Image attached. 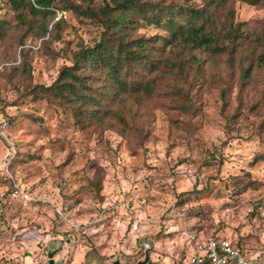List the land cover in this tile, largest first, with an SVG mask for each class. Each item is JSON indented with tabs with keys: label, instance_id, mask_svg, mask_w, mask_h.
Segmentation results:
<instances>
[{
	"label": "rangeland",
	"instance_id": "1",
	"mask_svg": "<svg viewBox=\"0 0 264 264\" xmlns=\"http://www.w3.org/2000/svg\"><path fill=\"white\" fill-rule=\"evenodd\" d=\"M60 17L52 55L25 31L43 17L26 14L22 24L0 0V55L18 61L16 38L26 32L32 82L50 84L68 50L99 34L71 11ZM220 20L259 32L264 4L227 0ZM212 60L207 70L218 78L204 84L194 115L156 95L133 105L127 135L110 125L75 129L60 108L21 98L0 77V264H43L55 247L58 264H135L145 247L147 264H184L188 236H225L264 253V66L240 86L236 64ZM15 186L31 194L29 204L11 196Z\"/></svg>",
	"mask_w": 264,
	"mask_h": 264
},
{
	"label": "trees",
	"instance_id": "2",
	"mask_svg": "<svg viewBox=\"0 0 264 264\" xmlns=\"http://www.w3.org/2000/svg\"><path fill=\"white\" fill-rule=\"evenodd\" d=\"M8 1L20 20L26 14L43 17L37 30L30 32L27 25L25 31L52 55L56 52L50 44L62 39L65 24L61 17L54 20L57 10L71 11L99 28L91 44L79 42L68 50V63L58 68L50 84L32 82V48L24 46L26 32L16 38L18 61L0 55V77L13 83L21 98L57 106L78 130L110 125L127 135L136 111L133 105L156 95L170 97L182 112L194 115L204 84L216 83L218 78L207 70L212 59L224 57L227 64H236L240 86L252 77L253 68L264 66V26L254 33L221 21L227 0H201L200 4L188 0H58L60 5L56 0ZM243 1L264 4V0ZM150 29L156 32L147 34ZM5 32L0 20V41ZM226 91V87L220 89L221 98ZM91 183L94 190L101 188L99 180Z\"/></svg>",
	"mask_w": 264,
	"mask_h": 264
},
{
	"label": "built area",
	"instance_id": "3",
	"mask_svg": "<svg viewBox=\"0 0 264 264\" xmlns=\"http://www.w3.org/2000/svg\"><path fill=\"white\" fill-rule=\"evenodd\" d=\"M11 196L27 205L33 199L31 194L15 186ZM184 264H264V253L247 254L234 245L229 238L212 237L197 239L188 236L184 249Z\"/></svg>",
	"mask_w": 264,
	"mask_h": 264
},
{
	"label": "water",
	"instance_id": "4",
	"mask_svg": "<svg viewBox=\"0 0 264 264\" xmlns=\"http://www.w3.org/2000/svg\"><path fill=\"white\" fill-rule=\"evenodd\" d=\"M59 250V247L48 248L47 251V261L43 264H58V262L54 259L55 253ZM149 259V247H145V254L142 260L137 261L135 264H147ZM113 264H120L118 260L114 261Z\"/></svg>",
	"mask_w": 264,
	"mask_h": 264
}]
</instances>
